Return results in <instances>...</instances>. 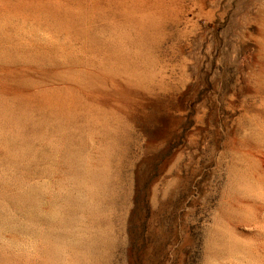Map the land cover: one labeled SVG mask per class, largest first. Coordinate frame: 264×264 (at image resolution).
I'll return each mask as SVG.
<instances>
[{"label":"rangeland","instance_id":"obj_1","mask_svg":"<svg viewBox=\"0 0 264 264\" xmlns=\"http://www.w3.org/2000/svg\"><path fill=\"white\" fill-rule=\"evenodd\" d=\"M25 1L0 0V264H264V0Z\"/></svg>","mask_w":264,"mask_h":264},{"label":"bare ground","instance_id":"obj_2","mask_svg":"<svg viewBox=\"0 0 264 264\" xmlns=\"http://www.w3.org/2000/svg\"><path fill=\"white\" fill-rule=\"evenodd\" d=\"M6 1H7V0H6ZM11 1H12V0H11ZM24 1H25V0H24ZM29 1H31V0H29ZM35 1H36V0H35ZM40 1H41V0H40ZM40 1L38 0V2H40ZM50 1H51V0H50ZM53 1H54V0H53ZM76 1H77V0H76ZM76 1H75V4L77 3ZM80 1H81V0H80ZM84 1H85V0H84ZM91 1H93V0H91ZM95 1H98V0H95ZM115 1H116V0H115ZM122 1H123V0H122ZM122 1H121V2H122ZM129 1H131V0H129ZM155 1H156V0H155ZM14 2H15V0H14ZM18 2H20V1H18ZM25 2H26V4H27V1H25ZM41 2H43V1H41ZM46 2H47V1H46ZM56 2H58V1H56ZM56 2H55V3H56ZM64 2H65V1H64ZM81 2H82V1H81ZM89 2H90V0H89ZM93 2H94V1H93ZM111 2H112V0H111ZM117 2H118V1H117ZM124 2H125V1H124ZM132 2H133L134 4L136 3V2H134V1H132ZM137 2H138V1H137ZM146 2H147V1H146ZM162 2H163V1H162ZM16 3H17V2H16ZM16 3H15V4H16ZM33 3L35 4L34 0L32 1V4H33ZM36 3H37V2H36ZM44 3H45V2H44ZM83 3H84V2H83ZM86 3H88V2H85L84 5H85ZM95 3H99V2H95ZM95 3H93V4L95 5ZM100 3H101V2H100ZM100 3H99V4H100ZM147 3H148V2H147ZM19 4L23 5L24 2H23V4H22L21 2L18 3V5H19ZM26 4H24V5H26ZM40 4H41V3H40ZM40 4H39V5L37 4V5L40 6ZM45 4H47V3H45ZM66 4H67V2H66ZM71 4H72V3H71ZM78 4H81V3H78ZM89 4H91V2H90ZM93 4H92V5H93ZM101 4H103V3H101ZM120 4H121V3H120ZM125 4H126V2H125ZM128 4H129V3H128ZM9 5H10V4H9ZM43 5H44V4H43ZM43 5H42V6H43ZM67 5H69V9H70V4H67ZM82 5H83V4H82ZM87 5H88V4H87ZM87 5H85V6L87 7ZM92 5H91V6H92ZM97 5H98V4H96V8H98ZM103 5H104V4H103ZM103 5H102V6H99V8L101 7V8L103 9V7H104ZM108 5H109V4H108ZM113 5H114V4H113ZM129 5H130V4H129ZM135 5H138V3L135 4ZM135 5H134V7H136ZM27 6H31V4H30V5L27 4ZM35 6H36V5H35ZM48 6H49V5H48ZM48 6H46V8H47ZM50 6H51V7H48L47 9L52 8V6L56 8V6H54V3H53L52 5H50ZM57 6H59V5H57ZM73 6H75V5H73ZM80 6H81V5H80ZM85 6H84V8H85ZM121 6H122V5H121ZM121 6H120L119 8H121ZM123 6H124V5H123ZM125 6H126V5H125ZM125 6H124V7H125ZM138 6H139V5H138ZM138 6H137V8H138ZM146 6H147V5H146ZM16 7H17V5H16ZM18 7H19V6H18ZM20 7H21V6H20ZM23 7H24V6H23ZM33 7H34V6H33ZM62 7H64V6H62ZM62 7H61V8H62ZM65 7H66V6H65ZM67 7H68V6H67ZM67 7H66V8H67ZM71 7H72V6H71ZM89 7H90V6H89ZM114 7H115V6H114ZM126 7H127V6H126ZM131 7H132V6H131ZM134 7H133V8H134ZM143 7H144V5H143ZM143 7H142V9L145 10V8H143ZM31 8H32V7H31ZM36 8H38V7L36 6ZM43 8H45V5L43 6ZM59 8H60V7H59ZM61 8H60V9H61ZM66 8H65V9H66ZM73 8H76V7H73ZM77 8H79V5H77ZM77 8H76V10H77ZM94 8H95V6H94ZM96 8H95V9H96ZM117 8H118V6H117ZM139 8H141V7L139 6ZM12 9H13V8H12ZM23 9H24V8H23ZM25 9H26V8H25ZM28 9H29V8H28ZM28 9H27V10H28ZM53 9H54V8H52L51 10L53 11ZM63 9H64V8H63ZM63 9H61L62 12L64 11ZM80 9H81V7H80ZM82 9H83V8H82ZM102 9H100V10H102ZM127 9H128V8H127ZM146 9L148 10V8H146ZM18 10H19V8L17 9V11H18ZM34 10H35V7H34ZM43 10H45V9H43ZM51 10H50V12H52ZM57 10H58V9H57ZM67 10H68V9H67ZM67 10H65V11H67ZM70 10H72V9H70ZM78 10H79V9H78ZM98 10H99V9H98ZM100 10H99V11H100ZM103 10H104V9H103ZM103 10H102V11H103ZM113 10H114V9H113ZM123 10H125V9L122 8L121 11H123ZM137 10H138V9H137ZM151 10H152V9H151ZM156 10H157V9H156ZM17 11H15V12L17 13ZM20 11H21V10H20ZM24 11H25V10H24ZM30 11H31V9H30ZM32 11H33V8H32ZM32 11H31V13H32ZM37 11H39V13H41L39 8H38ZM55 11H56V9H55ZM65 11H64V12H65ZM125 11H126V10H125ZM131 11H132V10H131ZM153 11H154V10H153ZM47 12H48V11H47ZM50 12H49V15H50ZM62 12H61V14H63ZM93 12H96V13H97V11H93ZM135 12H136V9H135ZM135 12H133V13L135 14ZM137 12H139V10H138ZM151 12H152V11H151ZM151 12H150V13H151ZM156 12H157V11H156ZM33 13H34V12H33ZM37 13H38V12H37ZM42 13H43V12H42ZM56 13H58V12L56 11ZM66 13H69V11H67ZM66 13H65V14H66ZM70 13H71V14H77V13H73V10H72ZM70 13H69L68 15H70ZM78 13H80V12H78ZM122 13L125 14V12H122ZM131 13H132V12H131ZM144 13H145V12H142L141 14L144 15ZM154 13H155V12H154ZM54 14H55V13H54ZM58 14H59V13H58ZM124 14H123V15H124ZM126 14H127V13H126ZM136 14H139V13H136ZM141 14H139V15H141ZM23 15H24V14H23ZM30 15H31V14H30ZM42 15L44 16V13H43ZM42 15H41V16H42ZM45 15H47V14H45ZM52 15H53V14H52ZM52 15H50V17L54 18L53 16L56 17L57 14H56V15H53V16H52ZM59 15H60V14H59ZM59 15H57L58 18H59ZM68 15L66 14L67 17H68ZM127 15H128V14H127ZM127 15H126V20H127V18H128ZM129 15H130V17H132L131 14H129ZM129 15H128V16H129ZM43 16H42V17H43ZM60 16H61V15H60ZM63 16H65V15L63 14ZM63 16H62V17H63ZM66 16L63 17V18H65L64 20H66ZM76 16H77V15H76ZM79 16H80V15H79ZM79 16H78V17H79ZM133 16H134V18H133V20H134L136 17H135V15H133ZM148 16H149V15H148ZM19 17H20V16H19ZM34 17H36V15H35ZM39 17H40V16H39ZM39 17H37V18H39ZM44 17H45V16H44ZM50 17H49V18H50ZM69 17H71V16H69ZM72 17H73V19H70V18H69V19L74 21V16L72 15ZM130 17H129V18H130ZM15 18H16V17H15ZM45 18H46V17H45ZM56 18H57V17H56ZM56 18H55V19H56ZM141 18H142V19H141L142 21H145L143 16H142ZM146 18H148V17H146ZM60 19H61V17L59 18V22H61V20H62V19H61V20H60ZM77 19H78V18H77ZM77 19H76V20H77ZM79 19H80V18H79ZM88 19H89V18H88ZM136 19L138 20V18H136ZM136 19L134 20V22H136ZM139 19H140V18H139ZM42 20H43V19H42ZM52 20H53V22H55L54 19H52ZM56 20H57V19H56ZM64 20H63L61 23H63ZM67 20H68V19H67ZM126 20H125V21H126ZM130 20L133 21L131 18H130ZM141 20H140V21H141ZM50 21H51V20H50ZM50 21H49V22H50ZM110 21H111V20H110ZM140 21H138V22H140ZM258 21H259V20H258ZM67 22H68V21H67ZM67 22H66V23H67ZM126 22H127V21H126ZM138 22H136V23H138ZM146 22H147V21H146ZM61 23H60V25H61ZM64 23H65V22H64ZM70 23H71V22H70ZM73 23H74V22H73ZM140 23H142V22H140ZM140 23H139V24H140ZM257 23H258V22H257ZM261 23H262V22H261ZM54 24H55V23H54ZM56 24H57V23H56ZM133 24H135V23H133ZM143 24H144V23H143ZM143 24H142V25H143ZM29 25H30V24H29ZM31 25H33V24H31ZM43 25H44V24H43ZM50 25H51V24H50ZM58 25H59V24H58ZM66 25H69V22H68V24H66ZM66 25H65V26H66ZM128 25H130V24H128ZM62 26H63V25H62ZM131 26H132V25H131ZM128 27H129V26H128ZM134 27H135V26H134ZM149 27H150V26H149ZM261 27H262V26H261ZM63 28H64V26H63ZM78 28H79V27H78ZM261 29L264 30L263 28H261ZM137 30H138V29H137ZM140 31H141V30H140ZM56 32H57V31H56ZM52 33H53V32H52ZM54 33H55V32H54ZM57 34H58V32H57ZM58 36H59V35H58ZM68 36H69V35H68ZM260 37H261V36H260ZM261 38L263 39V40H262V41H263L262 45H264V38H263V37H261ZM261 38H260V39H261ZM262 41H260L259 43H261ZM62 49H63V48H62ZM259 50H260V49H259ZM66 51H67V50H66ZM60 52H61V51H60ZM262 52H263V51H262ZM67 53H68V52H67ZM71 53H72V52H71ZM262 55L264 56V52L262 53ZM27 56H28V55H27ZM260 56H261V54H260ZM31 58H32V57H31ZM59 58H60V57H59ZM262 58H264V57H262ZM128 59H129V58H128ZM124 61H125V60H124ZM131 63H132V62H131ZM85 69H86V68H85ZM130 71H131V70H130ZM133 72H134V71H133ZM136 72H137V70H136ZM135 74H136V73H135ZM132 75H133V74H132ZM261 76H262V75H261ZM261 76H260V77H261ZM60 88H61V87H60ZM38 93H39V92H38ZM54 98H55V97H54ZM59 98H60V97H59ZM101 100H102V99H101ZM57 101H58V100H57ZM35 103H36V102H35ZM54 108H55V107H54ZM85 109H86V108H85ZM61 116H62V115H61ZM48 119H49V118H48ZM85 120H86V119H85ZM91 121H92V120H91ZM84 123H85V122H84ZM63 125H64V124H63ZM95 126H96V125H95ZM93 129H94V128H93ZM65 133H66V132H65Z\"/></svg>","mask_w":264,"mask_h":264}]
</instances>
